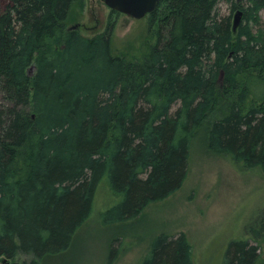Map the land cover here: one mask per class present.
Masks as SVG:
<instances>
[{
  "label": "trees",
  "instance_id": "16d2710c",
  "mask_svg": "<svg viewBox=\"0 0 264 264\" xmlns=\"http://www.w3.org/2000/svg\"><path fill=\"white\" fill-rule=\"evenodd\" d=\"M75 1L0 10V264L66 252L102 183L116 200L104 225L166 200L200 130L209 151L264 173V29L251 28L264 0L231 4L244 20L235 37L218 0H159L131 57L112 53L113 15L91 38L68 28ZM263 218L222 264H264ZM138 264H194L192 247L184 233H160Z\"/></svg>",
  "mask_w": 264,
  "mask_h": 264
},
{
  "label": "rangeland",
  "instance_id": "374dc122",
  "mask_svg": "<svg viewBox=\"0 0 264 264\" xmlns=\"http://www.w3.org/2000/svg\"><path fill=\"white\" fill-rule=\"evenodd\" d=\"M232 3L243 4L241 0H218L216 8L219 16H230L235 37L244 20L241 10L232 11ZM4 5L5 0H0V10ZM111 15L115 21L112 53L137 55L149 34V15L134 19L114 13L101 0H76L67 27L91 38L105 31ZM259 16L260 24L251 25L253 32L264 29V11ZM33 72L28 70L30 76ZM198 132L190 149L187 177L178 191L149 205L134 220L104 225L100 213L116 200L105 184H100L91 217L76 233L70 248L46 264H138L150 241L160 233H184L194 264H222L227 244L246 237L247 226L258 216L264 217V173L241 169L229 158L209 151L206 134Z\"/></svg>",
  "mask_w": 264,
  "mask_h": 264
},
{
  "label": "water",
  "instance_id": "95a60500",
  "mask_svg": "<svg viewBox=\"0 0 264 264\" xmlns=\"http://www.w3.org/2000/svg\"><path fill=\"white\" fill-rule=\"evenodd\" d=\"M111 11L141 19L151 14L159 0H101ZM236 24V23H235ZM233 25V27L235 26Z\"/></svg>",
  "mask_w": 264,
  "mask_h": 264
},
{
  "label": "bare ground",
  "instance_id": "6f19581e",
  "mask_svg": "<svg viewBox=\"0 0 264 264\" xmlns=\"http://www.w3.org/2000/svg\"><path fill=\"white\" fill-rule=\"evenodd\" d=\"M239 13V12H238ZM240 14V13H239ZM74 29V28H73Z\"/></svg>",
  "mask_w": 264,
  "mask_h": 264
}]
</instances>
